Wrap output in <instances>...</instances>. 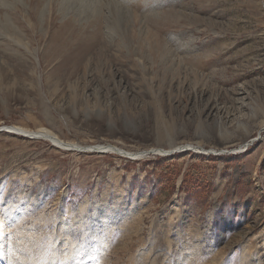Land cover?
<instances>
[{"label": "rangeland", "instance_id": "1", "mask_svg": "<svg viewBox=\"0 0 264 264\" xmlns=\"http://www.w3.org/2000/svg\"><path fill=\"white\" fill-rule=\"evenodd\" d=\"M0 35V264H264V0H0Z\"/></svg>", "mask_w": 264, "mask_h": 264}, {"label": "bare ground", "instance_id": "2", "mask_svg": "<svg viewBox=\"0 0 264 264\" xmlns=\"http://www.w3.org/2000/svg\"><path fill=\"white\" fill-rule=\"evenodd\" d=\"M2 24H4V23H2ZM6 25H8L7 24V22H6ZM3 26H5V25H3ZM14 30V29H13ZM15 31V30H14ZM12 34V33H11ZM1 36V35H0ZM5 36V35H4ZM4 39V38H3ZM8 128V127H7ZM11 129H13V130H15V133L18 135V131H19V133L21 134L22 133V135L24 134H27V135H30V136H32L33 138H35L34 136L36 135V136H43V137H46V139H48V140H51L54 144H58L59 146H62L63 145V142H60V140H58L55 136H53V135H51V134H49V133H47V132H45V131H37V132H31V131H25V130H23V129H20V128H17V127H12ZM4 131H7L6 130V128L4 129V130H1L0 132H4ZM11 131V130H10ZM38 138V137H37ZM59 142V143H58ZM65 146L67 145V146H69V147H74L75 148V145H72V144H69V143H65L64 144ZM247 146V145H246ZM80 149V148H79ZM84 151L85 150H88V151H90V150H97V152H110V151H114L115 150V152L119 155V156H125V157H128L129 155H127V154H125V153H129V152H126V151H124V150H120V149H118V150H116L114 147H110V146H97V147H88V148H82ZM180 150V149H183V147H176V148H174L173 150H172V152H174L175 150ZM244 149V148H243ZM243 149L242 150H240L241 152H243ZM105 150H107V151H105ZM152 152H154V155L156 154V155H160V153H161V150H159V149H155V150H152ZM147 154H152V153H149V151L148 152H145V153H143V156L144 155H147ZM167 154H170V153H167ZM133 156V155H132ZM132 158V157H131ZM134 159V158H133ZM9 213V212H8ZM11 216H13V214L11 215ZM10 216V217H11ZM6 217V216H5ZM6 219H8V215H7V218ZM13 221V220H12ZM17 221V220H16ZM16 225V224H15ZM13 239V236H12V238H11V240Z\"/></svg>", "mask_w": 264, "mask_h": 264}, {"label": "water", "instance_id": "3", "mask_svg": "<svg viewBox=\"0 0 264 264\" xmlns=\"http://www.w3.org/2000/svg\"><path fill=\"white\" fill-rule=\"evenodd\" d=\"M4 129H5V128H0V131H1V130H4ZM149 153H153V152H152V151H149Z\"/></svg>", "mask_w": 264, "mask_h": 264}, {"label": "snow or ice", "instance_id": "4", "mask_svg": "<svg viewBox=\"0 0 264 264\" xmlns=\"http://www.w3.org/2000/svg\"><path fill=\"white\" fill-rule=\"evenodd\" d=\"M10 239H11V238H10ZM13 251H19V249H15V248H14Z\"/></svg>", "mask_w": 264, "mask_h": 264}]
</instances>
